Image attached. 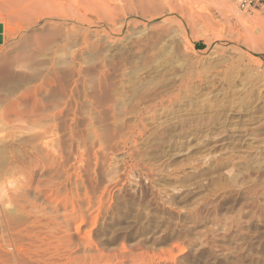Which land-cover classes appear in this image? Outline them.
<instances>
[{
  "label": "rangeland",
  "instance_id": "rangeland-1",
  "mask_svg": "<svg viewBox=\"0 0 264 264\" xmlns=\"http://www.w3.org/2000/svg\"><path fill=\"white\" fill-rule=\"evenodd\" d=\"M89 1L67 103L10 128L0 183L25 193L0 202V264H264V13Z\"/></svg>",
  "mask_w": 264,
  "mask_h": 264
},
{
  "label": "bare ground",
  "instance_id": "bare-ground-1",
  "mask_svg": "<svg viewBox=\"0 0 264 264\" xmlns=\"http://www.w3.org/2000/svg\"><path fill=\"white\" fill-rule=\"evenodd\" d=\"M89 2L0 0V125L5 129L0 133V169L10 164L5 160L10 146L6 142L21 135L19 130L10 129L14 122L25 120L23 117L29 114L36 121L29 125L32 128L38 127L41 121L51 124L56 119L58 106L67 103V96H59L61 87H54L56 68L69 61L74 36L79 37L81 57L85 56ZM51 130L48 126L30 136L45 137ZM24 193L19 188L18 194L24 197Z\"/></svg>",
  "mask_w": 264,
  "mask_h": 264
},
{
  "label": "clouds",
  "instance_id": "clouds-1",
  "mask_svg": "<svg viewBox=\"0 0 264 264\" xmlns=\"http://www.w3.org/2000/svg\"><path fill=\"white\" fill-rule=\"evenodd\" d=\"M23 179V176L20 175L19 177H9L4 183H0V202H3L4 208H13L11 196L19 190Z\"/></svg>",
  "mask_w": 264,
  "mask_h": 264
},
{
  "label": "built area",
  "instance_id": "built-area-1",
  "mask_svg": "<svg viewBox=\"0 0 264 264\" xmlns=\"http://www.w3.org/2000/svg\"><path fill=\"white\" fill-rule=\"evenodd\" d=\"M243 11L261 10L264 13V0H234Z\"/></svg>",
  "mask_w": 264,
  "mask_h": 264
}]
</instances>
